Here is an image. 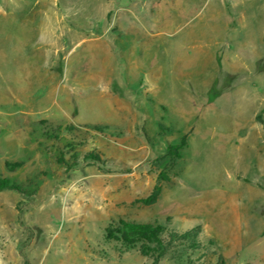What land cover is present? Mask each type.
<instances>
[{"label": "rangeland", "instance_id": "obj_1", "mask_svg": "<svg viewBox=\"0 0 264 264\" xmlns=\"http://www.w3.org/2000/svg\"><path fill=\"white\" fill-rule=\"evenodd\" d=\"M253 1L263 9L0 0V180L19 187L0 189V264H215L184 244L159 257L106 239L118 219L200 224L224 264H264V4ZM54 9L81 37L105 38L78 44L58 23L44 61L27 24ZM88 45L103 47L100 71L82 65ZM183 134L171 161L165 146Z\"/></svg>", "mask_w": 264, "mask_h": 264}, {"label": "trees", "instance_id": "obj_2", "mask_svg": "<svg viewBox=\"0 0 264 264\" xmlns=\"http://www.w3.org/2000/svg\"><path fill=\"white\" fill-rule=\"evenodd\" d=\"M186 146L187 135L183 134L176 143L166 144L164 156L169 157L171 161L177 160L181 157V152ZM14 166L18 167V165ZM164 180L159 178L153 186L151 193L142 200L145 205H152L157 201L161 191L159 183ZM0 189L17 191L19 187L8 179H1ZM168 226V222L164 224H150L134 223L118 219L116 222L109 223L108 227L104 229V235L106 239H114L127 246L139 244L144 255L148 252H156L157 256L160 257L165 251L174 246L175 243H179L184 244L190 252H198V257L202 259L207 258L211 261L214 257L215 264H224L216 243L211 239L202 237L200 224H195L192 228L182 232H177L171 228L167 229L166 227Z\"/></svg>", "mask_w": 264, "mask_h": 264}, {"label": "crops", "instance_id": "obj_3", "mask_svg": "<svg viewBox=\"0 0 264 264\" xmlns=\"http://www.w3.org/2000/svg\"><path fill=\"white\" fill-rule=\"evenodd\" d=\"M223 4H224V12H228V13H233V12H240V13H244V12H248V11H255V10H259L261 11L263 8H260L258 5L255 6L254 5V2L253 0H248L247 2H245V4H242L241 5V8H237L236 4H234L231 0H222ZM259 2V1H258ZM260 6L263 7V4H264V0H260ZM54 11V21H51V17L50 15H45L43 14L41 16V20L39 21H31L30 23H28L27 25H29V27H27V29L34 35L36 36V41L38 44H36V47L35 49L36 50H40L42 49V46L40 45V41L41 39L43 40L42 41V44L44 43L43 46H46V48H48L45 52L46 53H42L43 55V59L44 61L46 62H49L51 61V58L52 56H56L57 52H58V36L55 32V27L56 25L61 24V25H64L60 20H58V18L56 19V11L55 9L53 10ZM26 26V24L24 25ZM64 29L66 30L67 34L70 35L71 37H75V38H80L81 35L79 33H77L75 30H72V28L64 25ZM45 28H48L47 30H43ZM100 36H96L95 34L92 35L91 38L87 39V38H83L81 37V41L78 43V44H81L83 43L84 41L85 42H100L103 38H105V34L104 33H99ZM88 40V41H87ZM77 44V45H78ZM97 48V49H96ZM103 51V47L102 46H97L95 47V50L92 51V47H90L89 45L87 46L86 49H84V51L82 52L81 54V59H82V65L84 68H97L99 71L102 69L100 67V62H101V58H102V55L101 53ZM108 52V50H106ZM109 54V53H108ZM105 55L107 56V54L105 53ZM39 57H41L39 55ZM99 64V65H98ZM101 72L99 73H93V75L90 77L92 78V80L96 79L99 77ZM160 106V108L164 109V111L166 112L167 109L165 106L161 105V104H158ZM184 107H179L178 108V111L180 110V112L182 113V117L185 118V122L187 123L190 119L185 117V114L184 112L182 111ZM162 109V110H163ZM121 116V115H120ZM187 118V119H186Z\"/></svg>", "mask_w": 264, "mask_h": 264}]
</instances>
